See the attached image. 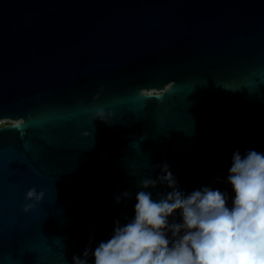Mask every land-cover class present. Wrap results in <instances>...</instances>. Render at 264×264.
Returning a JSON list of instances; mask_svg holds the SVG:
<instances>
[{
	"label": "water",
	"instance_id": "obj_1",
	"mask_svg": "<svg viewBox=\"0 0 264 264\" xmlns=\"http://www.w3.org/2000/svg\"><path fill=\"white\" fill-rule=\"evenodd\" d=\"M3 120L0 264H94L154 166L187 195L264 153V0H0Z\"/></svg>",
	"mask_w": 264,
	"mask_h": 264
},
{
	"label": "clouds",
	"instance_id": "obj_2",
	"mask_svg": "<svg viewBox=\"0 0 264 264\" xmlns=\"http://www.w3.org/2000/svg\"><path fill=\"white\" fill-rule=\"evenodd\" d=\"M96 115L108 123L103 109ZM155 167L163 174L139 181L134 219L114 222L111 238L92 252L94 264H264V153H233L227 177L235 193L231 207L225 192L203 187L186 195L167 163ZM158 184L170 191L154 200L147 190ZM44 195L29 189L23 211H31ZM115 199L120 203L121 196ZM177 211L182 222L170 223ZM88 256L85 249L83 259L73 256V264H88Z\"/></svg>",
	"mask_w": 264,
	"mask_h": 264
},
{
	"label": "rangeland",
	"instance_id": "obj_3",
	"mask_svg": "<svg viewBox=\"0 0 264 264\" xmlns=\"http://www.w3.org/2000/svg\"><path fill=\"white\" fill-rule=\"evenodd\" d=\"M10 123L11 122L8 121V120H3L1 122L0 127L5 126V125L10 124ZM215 189H218V190H220L222 192H225L228 195V197H229V206L231 207V201H232V199H234L231 185L228 184V183H225V182H218V183H216V185L214 187V190Z\"/></svg>",
	"mask_w": 264,
	"mask_h": 264
}]
</instances>
